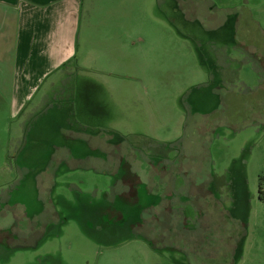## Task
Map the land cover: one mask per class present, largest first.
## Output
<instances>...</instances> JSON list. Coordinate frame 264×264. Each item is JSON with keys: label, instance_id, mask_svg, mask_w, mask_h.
<instances>
[{"label": "rangeland", "instance_id": "obj_1", "mask_svg": "<svg viewBox=\"0 0 264 264\" xmlns=\"http://www.w3.org/2000/svg\"><path fill=\"white\" fill-rule=\"evenodd\" d=\"M81 25L1 127L0 264H264V0H88Z\"/></svg>", "mask_w": 264, "mask_h": 264}, {"label": "crops", "instance_id": "obj_2", "mask_svg": "<svg viewBox=\"0 0 264 264\" xmlns=\"http://www.w3.org/2000/svg\"><path fill=\"white\" fill-rule=\"evenodd\" d=\"M87 1L0 0V131L75 57Z\"/></svg>", "mask_w": 264, "mask_h": 264}, {"label": "trees", "instance_id": "obj_3", "mask_svg": "<svg viewBox=\"0 0 264 264\" xmlns=\"http://www.w3.org/2000/svg\"><path fill=\"white\" fill-rule=\"evenodd\" d=\"M263 183H264V177L262 176L260 184H259V197H260L259 199L264 201V186H263Z\"/></svg>", "mask_w": 264, "mask_h": 264}, {"label": "flooded vegetation", "instance_id": "obj_4", "mask_svg": "<svg viewBox=\"0 0 264 264\" xmlns=\"http://www.w3.org/2000/svg\"><path fill=\"white\" fill-rule=\"evenodd\" d=\"M8 235H9V236H7V237H4V238H8V239H9V238H11V237H10L11 235H10V234H8Z\"/></svg>", "mask_w": 264, "mask_h": 264}]
</instances>
